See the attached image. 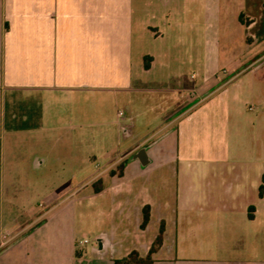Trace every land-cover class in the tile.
I'll list each match as a JSON object with an SVG mask.
<instances>
[{"label":"crops","instance_id":"1","mask_svg":"<svg viewBox=\"0 0 264 264\" xmlns=\"http://www.w3.org/2000/svg\"><path fill=\"white\" fill-rule=\"evenodd\" d=\"M232 1H210L199 92L153 111L134 97L152 67L136 72L137 31L184 10L178 2L0 0V264H113L153 247L152 264H264V54L222 55L223 24L234 15L244 31L257 23L255 0L234 10ZM232 36L225 31L224 49ZM250 60L260 62L221 74L225 61ZM106 98L123 116L106 122L117 126L114 142L102 139L88 153L87 111H103ZM25 99H41L49 128L6 124L7 107ZM92 152L108 160L96 172ZM35 168L50 179L66 174L37 195L43 209L35 198L26 208L19 202L20 175ZM85 222L100 247L81 253Z\"/></svg>","mask_w":264,"mask_h":264},{"label":"rangeland","instance_id":"2","mask_svg":"<svg viewBox=\"0 0 264 264\" xmlns=\"http://www.w3.org/2000/svg\"><path fill=\"white\" fill-rule=\"evenodd\" d=\"M211 0H175L178 2L177 8L184 10H173L172 14L168 17H159L157 20H151V28L141 29L138 28V37L134 45V64L139 72V68L144 64L142 54L151 56L152 67L149 73L143 74L141 85L142 90L134 93L137 104L145 107L148 110L156 109L157 106L167 103L166 109L172 108L176 100L185 96L188 98L190 93L199 92L201 88V73H202V58L205 50L208 47L204 45L205 23L208 18V9L211 6ZM225 0H222V4ZM240 0L232 1V10L236 9ZM257 3L258 15L254 17L257 21L253 30H242L236 25V16L234 15L233 25L225 28L222 26V40H221V53L224 57L238 56L239 54H246L248 57H259L264 54V0H255ZM242 24L247 26L250 19L242 15ZM240 20V18H239ZM228 24H226L227 26ZM158 27L159 32L152 30ZM231 31L234 35L227 39L230 46L224 49V33ZM254 33V38L250 35ZM160 34V35H158ZM242 38V40H241ZM227 41V42H228ZM255 55V56H254ZM244 58V56L242 57ZM229 61V60H227ZM225 61L226 68L221 71L223 76H229L236 70H245L246 68H255L260 61H244V62H227ZM260 71H264V61L260 67ZM135 72V73H136ZM197 75L195 80H192L191 75ZM41 99H25L21 103H17L15 107L11 105L7 107V115H11V121H5L7 125L14 126L17 130L26 132L28 129L49 128L45 126V118L43 113L45 111L44 104H41ZM104 110L89 109L87 111L88 126H87V140H88V153L92 148L97 146L102 139H105V144H111L115 140L117 126L111 124L106 125V122H112L116 118L118 109H123L121 106H116L113 100L106 98ZM154 111V110H153ZM164 110H161L163 114ZM153 114L155 112H152ZM16 115V116H15ZM15 116V117H14ZM98 120V121H95ZM109 120V121H104ZM50 121V120H48ZM48 133V132H47ZM50 134V132L48 133ZM36 135V134H35ZM94 140H98L95 141ZM88 158V166L93 172L98 171L96 167L103 168L107 164V159L101 158L92 152ZM99 154V152H98ZM96 156V157H95ZM42 162L44 160L43 168L48 164L46 156L37 154L33 159ZM68 162L66 164L68 165ZM121 167L122 162L119 164ZM35 170V172H33ZM31 169L27 174L20 175L18 182L19 202L26 208L31 198H35L37 204H42L41 209L44 208L46 199L37 198L38 194L46 192L53 188L57 176L64 177L66 174L53 175L51 179L48 175L41 174L40 169ZM43 176L44 179L42 178ZM50 176V175H49ZM8 180V179H7ZM44 180V182H43ZM10 182V181H9ZM46 183V187L45 184ZM50 184V185H49ZM49 185V186H48ZM45 189V190H44ZM21 191V192H20ZM1 200V197H0ZM106 208L110 207V203L105 204ZM1 208V205H0ZM4 208V206H2ZM1 208V210H2ZM94 207H89V212L93 211ZM82 228L79 229L78 238L83 239L88 237L90 240H95V235L90 234V225L87 222L81 223ZM90 247V245H89ZM127 249H122L118 254L124 256ZM83 253L77 247V252ZM139 257H146L145 255H138ZM132 264H139L137 261ZM145 264V263H143Z\"/></svg>","mask_w":264,"mask_h":264},{"label":"trees","instance_id":"3","mask_svg":"<svg viewBox=\"0 0 264 264\" xmlns=\"http://www.w3.org/2000/svg\"><path fill=\"white\" fill-rule=\"evenodd\" d=\"M241 16H240V22L243 23ZM151 60H152L151 57H149V56L145 57V68H147V69L149 68ZM262 191H263V188L260 189V194H262ZM148 220H149V214H148V208H146L145 211H144V221H143V224H142V228H144L146 226ZM162 232H163V229L161 228V234H162ZM161 242H162V237L159 236L158 239H157L156 245L161 244ZM154 250H155V247H153L151 249L150 253L144 258L143 257H139L138 256L139 253L132 252L128 256H126V257H124L122 259L115 260L113 264H132V261H133V263L137 261L139 264H143V263L152 264L153 260H152L151 256H152Z\"/></svg>","mask_w":264,"mask_h":264},{"label":"built area","instance_id":"4","mask_svg":"<svg viewBox=\"0 0 264 264\" xmlns=\"http://www.w3.org/2000/svg\"><path fill=\"white\" fill-rule=\"evenodd\" d=\"M223 72H225V71L223 70ZM225 73H226V72H225ZM91 243H92V241H91L90 239L85 238V239H82V240H80V241L78 242L77 247H78L79 249H84V248H86L87 246L91 245Z\"/></svg>","mask_w":264,"mask_h":264},{"label":"flooded vegetation","instance_id":"5","mask_svg":"<svg viewBox=\"0 0 264 264\" xmlns=\"http://www.w3.org/2000/svg\"><path fill=\"white\" fill-rule=\"evenodd\" d=\"M118 116H119V119H121L122 116H123V113L121 111H119L118 112ZM91 241H92V243H91L90 247H94V244H96V246H95L96 249L100 247L99 239L98 238L95 239V240H91Z\"/></svg>","mask_w":264,"mask_h":264}]
</instances>
